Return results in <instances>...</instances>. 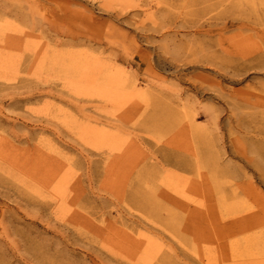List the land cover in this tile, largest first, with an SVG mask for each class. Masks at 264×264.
<instances>
[{"label": "rangeland", "instance_id": "obj_1", "mask_svg": "<svg viewBox=\"0 0 264 264\" xmlns=\"http://www.w3.org/2000/svg\"><path fill=\"white\" fill-rule=\"evenodd\" d=\"M0 38V264H264V0H0Z\"/></svg>", "mask_w": 264, "mask_h": 264}, {"label": "bare ground", "instance_id": "obj_2", "mask_svg": "<svg viewBox=\"0 0 264 264\" xmlns=\"http://www.w3.org/2000/svg\"><path fill=\"white\" fill-rule=\"evenodd\" d=\"M13 46L14 45L12 43H9L8 41L3 40V39L0 38V48L10 50L9 48H11ZM222 53L223 54H226L228 57H233L234 58V56H235L232 53L230 54V52H228V51H222ZM256 56L257 57H260L261 60L264 61V52H260V54L259 55L257 54ZM248 57H250V56H248ZM248 57L245 56V57L241 58V61L240 62H242L244 64L248 60L252 59V57H250V58H248ZM11 62H12V60H11V57L10 56H7L6 54L0 53V67L9 65V64H11ZM61 62H62V60L61 61L60 60L56 61V65L57 66L60 65L59 69L60 68L61 69L63 68V66H62L63 63L61 64ZM87 68H88V65L87 64L86 65L83 64V65H81L79 67L76 66V65H73L72 67H67L66 70L72 71V73L74 74V72H76V71H83V70L84 71H87L88 70ZM243 70L244 69H242V71ZM218 77L220 79L226 78L224 75H220V74H218ZM23 141L26 142V143L28 142L25 139ZM246 163L249 164V165L251 164L249 161H246ZM21 166L23 167L24 170H27V171L31 172L32 174H34L36 172V171H34V169H32V166H34V165H32L31 163H28L27 162V163L22 164Z\"/></svg>", "mask_w": 264, "mask_h": 264}]
</instances>
